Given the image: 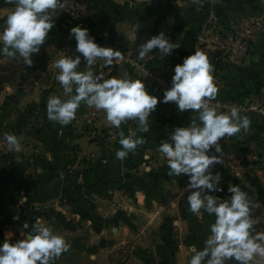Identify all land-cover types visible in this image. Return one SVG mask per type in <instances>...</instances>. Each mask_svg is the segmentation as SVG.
<instances>
[{
  "label": "crops",
  "instance_id": "0c3cea01",
  "mask_svg": "<svg viewBox=\"0 0 264 264\" xmlns=\"http://www.w3.org/2000/svg\"><path fill=\"white\" fill-rule=\"evenodd\" d=\"M92 3L98 15L86 28L101 46L139 48L161 32L180 45L168 56L159 53L158 48L149 53L151 64L165 69L171 80L175 66L193 54L196 34L212 11L227 17L243 12L264 13V0H199L198 3L193 0H92ZM7 16L0 15V20L5 21ZM62 21H55L40 52L33 54L31 74L24 71L11 77L9 73L14 68L11 63L19 56L0 55V132L10 131L21 138L22 143V151L0 155V244L5 240L15 243L28 235L15 225L13 217L22 210L14 199L15 194H28L33 205L43 206L47 212L76 216L103 205L105 201L95 200L94 194H130L132 191L138 195L171 194L169 200L176 202L194 191L188 189L187 175H168L167 158L159 151V145L168 140L177 127H186L193 119L199 124L198 113L180 112L175 102L164 103L165 89L145 80L131 68L124 67L112 77L144 80L149 93L160 98L148 118V132H139L138 125L129 120L112 136L106 130L109 124L105 119L101 135L91 140L74 121L61 125L47 118L49 97L67 98L56 80L59 69L55 62L62 57L80 55L78 70H87V61L76 52L77 41L71 35L76 25ZM252 71L258 76L249 79L248 73ZM223 81L217 89L224 97L246 94L264 97V37L251 57L225 70ZM83 106L82 102L76 117ZM246 116L251 121L249 130L229 137L223 148L236 156L247 141L256 139L262 144L263 156L264 116ZM121 131L125 136L130 131L135 132L146 141L124 160L116 158V151L121 148ZM211 171L220 174L223 191L209 194L221 199L231 196L230 184L242 182L237 173L243 170L219 171L211 167ZM68 201L69 206H65ZM253 219L256 229L264 226V207ZM227 264L239 262L229 260ZM255 264H264V258L257 257Z\"/></svg>",
  "mask_w": 264,
  "mask_h": 264
},
{
  "label": "clouds",
  "instance_id": "9594fccd",
  "mask_svg": "<svg viewBox=\"0 0 264 264\" xmlns=\"http://www.w3.org/2000/svg\"><path fill=\"white\" fill-rule=\"evenodd\" d=\"M13 3L14 10L3 22L0 31V55L22 58L27 66H32V56L40 52L50 30L54 27L56 16L66 7L68 0H5ZM150 2V0H149ZM199 0H193L198 3ZM75 37L76 52L87 61V70L79 71L81 56L62 57L55 62L59 69L56 80L63 87L66 99L51 96L47 102V118L61 125L71 123L80 105L103 110L109 125L119 129L129 120L138 122L139 132H148L149 116L155 110L160 98L150 94L144 80L128 76L122 78H104L97 74L93 65L98 59L104 61V67L119 65L125 59L120 50L101 46L89 29L75 26L71 29ZM180 47L170 41L161 32L139 46V59L143 60L153 49L170 55ZM172 86L165 90L163 102H175L180 112L191 110L198 113L188 126H179L168 140L159 145V151L167 158L169 176L189 177L187 197L189 210L199 214L204 210L215 216L210 225V235L202 250L194 251L190 264H227L235 260L239 264H255L256 258H264V233L253 234L256 221L251 217V200L248 193L239 185L230 184L229 198L221 199L210 192L223 191L220 187V174L213 173L211 167L222 164L220 140L231 137L242 130L247 132L251 121L241 116L240 110L232 107L227 112H218L210 101L215 100L218 89L214 82V66L207 53L196 50L186 57L182 64L174 68ZM8 149L22 151L21 138L15 134H4ZM143 137L135 132L125 136L120 132L116 158L124 160L134 153L138 146L145 143ZM219 155H211L213 150ZM207 190V192H206ZM28 229L29 225L24 224ZM70 245L65 238L55 233L41 218L31 226L30 233L15 243L5 240L0 244V264H51Z\"/></svg>",
  "mask_w": 264,
  "mask_h": 264
},
{
  "label": "rangeland",
  "instance_id": "374dc122",
  "mask_svg": "<svg viewBox=\"0 0 264 264\" xmlns=\"http://www.w3.org/2000/svg\"><path fill=\"white\" fill-rule=\"evenodd\" d=\"M87 1L93 16L85 21V28L98 15L92 0ZM14 7L13 3L0 0V15H9ZM3 22L0 20V31L3 30ZM11 64H14L9 73L11 77L24 71L32 73L22 58H14ZM79 127L83 129L81 125ZM262 153L257 161L248 162L243 171L237 173L243 182L239 186L251 200V216L257 215L264 207ZM188 195L184 194L185 199L174 202L169 200L171 194L138 195L133 191L130 194H94L95 200L105 201L101 205L103 207L98 205L90 213L61 216L47 212L38 204L33 205L28 194H15L14 199L23 211L20 209L13 218L16 227L28 234L35 220L41 218L55 233L65 238L70 245L69 250L51 264H190L195 254L193 249L199 251L204 248L215 216L204 210L193 214L189 210ZM64 205L69 206V201ZM25 223L29 225L28 229L24 228ZM252 232L254 235L264 233V226L260 229L254 227Z\"/></svg>",
  "mask_w": 264,
  "mask_h": 264
},
{
  "label": "built area",
  "instance_id": "2783aa9c",
  "mask_svg": "<svg viewBox=\"0 0 264 264\" xmlns=\"http://www.w3.org/2000/svg\"><path fill=\"white\" fill-rule=\"evenodd\" d=\"M93 16L87 0H68L66 7L62 9L54 20L62 19V22L73 23L84 27L85 21ZM264 37V13L243 12L235 16H221L216 11H212L200 26L194 41V51L200 50L208 54L214 66V82L216 87L222 85L223 75L228 67L236 63H243L257 50V47ZM120 50L125 59L119 65L104 67V61L98 59L94 66L95 72L104 73V78H112L113 74L124 67L131 68L145 80L158 85L159 88L169 89L172 80L165 69L155 67L151 64L149 54L143 60L139 59V48L122 47ZM81 113L73 120L76 125H81L83 132L91 139H97L101 135L102 122L106 119L103 110L89 108L83 103ZM218 112H227L232 107L240 110L241 116L257 114L264 116V97L256 94H246L239 97H224L217 94L215 100L210 101ZM136 124L137 121L131 120ZM106 130L115 136L118 129L109 125ZM13 134L10 131L0 132V155H6L12 151L8 149L3 137L4 134ZM229 137L220 140L222 148V164L213 165L220 170L242 171L248 162L257 161L262 152L261 142L251 139L235 156L223 148L224 142ZM211 155H219L213 150Z\"/></svg>",
  "mask_w": 264,
  "mask_h": 264
},
{
  "label": "water",
  "instance_id": "95a60500",
  "mask_svg": "<svg viewBox=\"0 0 264 264\" xmlns=\"http://www.w3.org/2000/svg\"><path fill=\"white\" fill-rule=\"evenodd\" d=\"M257 76H258V74L256 72H254V71L248 73V78L249 79H254Z\"/></svg>",
  "mask_w": 264,
  "mask_h": 264
},
{
  "label": "trees",
  "instance_id": "16d2710c",
  "mask_svg": "<svg viewBox=\"0 0 264 264\" xmlns=\"http://www.w3.org/2000/svg\"><path fill=\"white\" fill-rule=\"evenodd\" d=\"M135 125H138V122H136V124ZM260 214V212L259 213H257V215H259ZM257 215H255V216H257ZM255 216H251L252 217V219L255 217Z\"/></svg>",
  "mask_w": 264,
  "mask_h": 264
}]
</instances>
